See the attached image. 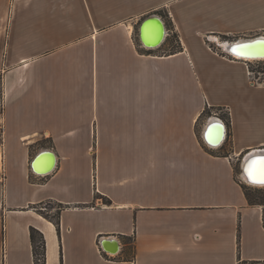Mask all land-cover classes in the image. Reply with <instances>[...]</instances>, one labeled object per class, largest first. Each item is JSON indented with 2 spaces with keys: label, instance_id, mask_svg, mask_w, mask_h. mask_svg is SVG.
I'll return each instance as SVG.
<instances>
[{
  "label": "crops",
  "instance_id": "0c3cea01",
  "mask_svg": "<svg viewBox=\"0 0 264 264\" xmlns=\"http://www.w3.org/2000/svg\"><path fill=\"white\" fill-rule=\"evenodd\" d=\"M165 8L181 47L145 49ZM222 36H264V0H0V264H42L31 228L45 264H264L238 162L264 152V83Z\"/></svg>",
  "mask_w": 264,
  "mask_h": 264
},
{
  "label": "water",
  "instance_id": "95a60500",
  "mask_svg": "<svg viewBox=\"0 0 264 264\" xmlns=\"http://www.w3.org/2000/svg\"><path fill=\"white\" fill-rule=\"evenodd\" d=\"M157 27L159 29V39H156V37L154 36L155 32H157V30H156ZM165 29H166V25L164 24V22L162 21V18L160 16L154 14V15H150V16L144 18V21L142 22V25H141V31H140V39L142 41V44L145 47L149 46L150 48H154L155 46H159L161 44V42L163 41ZM263 38H264V36H260V37L255 36V37H244V38L237 39L235 41H230L231 44L228 45L227 52H229L230 54H233V48L235 45H238V44H252V45H254V48L252 49L249 58H258V57L264 58V45L257 44L258 41H264ZM149 39H152V42L154 41L155 43H149L150 42ZM144 42H146V43H144ZM154 44H156V45H154ZM225 130H226V126L223 122L222 123L215 122V123L210 124V126L207 130V133L209 132V133L213 134V136L215 137V140L212 141L214 145L219 146L222 144L223 141L222 140L219 141V140H220V138H222V139L224 138ZM206 137L208 138V135ZM218 141H219V143H217ZM43 153L44 154L48 153V156L52 160L51 161L52 164L46 170L41 171L36 167V162L40 157H42L44 155ZM43 153H42L43 155L41 154L40 156H38L36 161L33 162V170L36 173H50L51 171H53L55 169L56 164L53 165V163H55V161H56V156L53 155L51 152H48V151H45ZM253 153H254V150L248 152L246 155H244L241 158V174L242 175H243L242 168H243L244 162H246L245 165L246 164L248 165V163L251 160L257 159L261 156H264V154L263 155H254ZM52 166H53V168L51 169ZM249 181L251 182L250 179H249ZM109 243H110V238L108 240H106V242L102 243L104 249L107 251H110V250H108ZM116 245L118 246V244H116ZM115 252H117V253L119 252V247H117V250Z\"/></svg>",
  "mask_w": 264,
  "mask_h": 264
},
{
  "label": "rangeland",
  "instance_id": "374dc122",
  "mask_svg": "<svg viewBox=\"0 0 264 264\" xmlns=\"http://www.w3.org/2000/svg\"><path fill=\"white\" fill-rule=\"evenodd\" d=\"M158 15L162 18V20H164V22L166 23V40L164 42V45L161 46L160 50H167L168 49V45H172L173 48L172 50H176L179 49L181 47V39L180 36L181 34L179 33L178 30V22L175 20L172 12L165 8V9H160L158 11H153L150 12L148 16L150 15ZM146 16V17H148ZM145 17V18H146ZM142 18V17H141ZM144 20V18H142ZM142 20V21H143ZM141 20H139L138 24L136 25V29H135V36L137 38V40H139L138 35H140L139 33V27H140V22H142ZM210 38V37H209ZM211 41H208V43H210V46L213 50L215 51H219L222 54L225 53L226 51L223 48L222 43L228 42V41H235L237 39L240 38H235V37H212L210 38ZM250 61V60H248ZM247 63V67L249 70V76L251 79V82L253 84L259 85V84H263L264 83V61H258L255 60L254 62H246ZM215 112V111H214ZM215 113H218V115L222 118H225L228 113L226 111H217ZM207 115H211V112H207L204 117H206ZM206 118L202 119L200 121V125L201 127L204 125V120ZM239 164L241 163V161H238ZM238 162H236V171L239 174L240 173V168H238ZM252 190V193L256 196H263L264 195V187H249ZM47 211H40L38 210V212H41L42 216H47V217H52L55 218L57 216V214L60 212L61 207L59 205H51V204H47L46 205ZM49 212V213H48ZM43 257V256H42Z\"/></svg>",
  "mask_w": 264,
  "mask_h": 264
},
{
  "label": "snow or ice",
  "instance_id": "6c2138e0",
  "mask_svg": "<svg viewBox=\"0 0 264 264\" xmlns=\"http://www.w3.org/2000/svg\"><path fill=\"white\" fill-rule=\"evenodd\" d=\"M257 44L264 45V41H258ZM254 45L238 44L233 48V54L238 57L249 58ZM251 182L264 185V156L251 160L245 168Z\"/></svg>",
  "mask_w": 264,
  "mask_h": 264
},
{
  "label": "trees",
  "instance_id": "16d2710c",
  "mask_svg": "<svg viewBox=\"0 0 264 264\" xmlns=\"http://www.w3.org/2000/svg\"><path fill=\"white\" fill-rule=\"evenodd\" d=\"M244 189H245L246 197L250 204L252 205L264 204V195L261 197L254 195L252 193V190L248 186H245ZM30 237H31V242L33 245V251H34L35 257L39 255L43 256L42 264H45L44 262L45 261V239H44L43 234L39 232L38 230H36L35 228H31Z\"/></svg>",
  "mask_w": 264,
  "mask_h": 264
},
{
  "label": "bare ground",
  "instance_id": "6f19581e",
  "mask_svg": "<svg viewBox=\"0 0 264 264\" xmlns=\"http://www.w3.org/2000/svg\"><path fill=\"white\" fill-rule=\"evenodd\" d=\"M144 21V20H143ZM163 21V20H162ZM165 24V23H164ZM142 25V24H141ZM156 30H157V32H155V37H156V39H159V29H158V27L156 28ZM140 31H141V27H140ZM158 36V37H157ZM164 38H163V41L161 42V44L165 41V39H166V29L164 30V36H163ZM264 39V38H263ZM150 40V42L149 43H155L154 41L152 42V39H149ZM144 43H146V42H144ZM160 44V45H161ZM231 44V42L230 41H228V42H225V43H223V46L226 48V52H227V50H228V45H230ZM146 45V44H145ZM154 45H156V44H154ZM159 45V46H160ZM149 47V46H148ZM156 47H158V46H155L154 48H156ZM150 48V47H149ZM228 54L230 55V56H232V57H234V58H239V59H248V60H250V61H248V62H251V61H255V60H258V61H263L264 60V58H260V57H258V58H243V57H238V56H236V55H234V54H230L229 52H228ZM215 122H218V123H222L221 121H218V120H213V122L212 123H215ZM209 128V127H208ZM208 128H206L205 130H204V136H205V134H206V132H207V130H208ZM226 130H225V135H224V138L222 139V138H220V140L219 141H225V138H226ZM212 140H215V137L214 136H212ZM219 141L217 142V143H219ZM222 142V143H223ZM254 155H263L264 154V152H257V153H253ZM56 163V162H55ZM55 163H53V165L55 164ZM245 163L246 162H244L243 164V168H242V172H243V177H244V174H245V179L247 180V181H249V177H248V174H247V172L245 171V168H246V166H247V164L245 165ZM53 168V166L51 167V169ZM245 171V172H244ZM248 183H251L252 185H254V186H259V187H264V185H261V184H256V183H252V182H248ZM117 245H115V249L113 250V251H116L117 250Z\"/></svg>",
  "mask_w": 264,
  "mask_h": 264
},
{
  "label": "built area",
  "instance_id": "2783aa9c",
  "mask_svg": "<svg viewBox=\"0 0 264 264\" xmlns=\"http://www.w3.org/2000/svg\"><path fill=\"white\" fill-rule=\"evenodd\" d=\"M141 45H142V47L145 48V46H144L143 44H141ZM145 49H149V48L146 47ZM225 54L228 55L227 52H225ZM233 59H234V58H233ZM263 61H264V60H263ZM252 62H254V61H252ZM226 140H227V134H226L225 141H226ZM225 141H224V142H225ZM99 250H100V253H101L102 255H104V258L107 259V260H111V259H113V258L115 257V254H113V253H111V252H109V251H107V250L104 249L103 244H102V242H100V241H99ZM42 260H43V257H42V256L38 258V261H42Z\"/></svg>",
  "mask_w": 264,
  "mask_h": 264
}]
</instances>
